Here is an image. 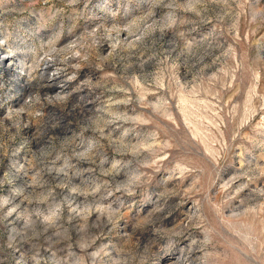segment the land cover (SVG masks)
<instances>
[{
	"label": "rangeland",
	"instance_id": "rangeland-1",
	"mask_svg": "<svg viewBox=\"0 0 264 264\" xmlns=\"http://www.w3.org/2000/svg\"><path fill=\"white\" fill-rule=\"evenodd\" d=\"M0 264H264V0H0Z\"/></svg>",
	"mask_w": 264,
	"mask_h": 264
}]
</instances>
